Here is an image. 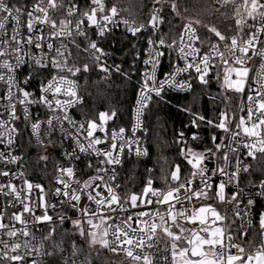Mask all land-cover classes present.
Wrapping results in <instances>:
<instances>
[{
  "label": "snow or ice",
  "instance_id": "6c2138e0",
  "mask_svg": "<svg viewBox=\"0 0 264 264\" xmlns=\"http://www.w3.org/2000/svg\"><path fill=\"white\" fill-rule=\"evenodd\" d=\"M215 3L222 8L233 6L231 19L234 26L228 28L229 34L215 25L203 24L200 19L184 15L188 9L185 8L182 13L178 0H152L153 6L146 23L122 17L121 12L126 10L116 3L109 6L106 0H87L83 7L79 0H31L30 3L27 0L24 3L20 0H0V83L4 85L0 101H6V104H0L3 109L0 111V145L8 149L7 152L0 151V163L19 164L23 160L21 155L13 154L20 135L16 122L23 118L31 137L45 148L47 145L42 136L49 137L48 144H52L51 136L59 126L65 133L60 143L63 144V139L72 142L65 153L66 158L80 161L82 156L88 157L85 168L94 173L82 178L84 169H79L82 175L77 176L78 169L73 164L57 165L55 183L58 186L46 192L42 184H34L27 179L23 170H0V177L22 180L20 186L12 179L6 184L0 183V195L6 198L0 210V264H45L40 259L42 257L53 258L48 264H58V261L77 264V258L83 251L77 241L72 240L70 255H65L64 240L55 239L57 226L66 222L71 223L74 229L72 234L78 235L90 252H98L99 249H107L114 254L123 252L135 264H264V211L258 215L256 238L248 239L249 228L253 224L250 215L254 200L248 199L244 209H241L242 191L226 194L227 185L235 181L239 188L241 171L248 173L251 168L242 160L240 148L247 150V157L253 160L258 158V153L264 157V0H215ZM165 7L176 17L187 21L181 26L179 44L169 33L160 34L166 21ZM216 11L220 12V8ZM221 15L227 18V13ZM120 24L132 37L145 30L152 33L147 38V58L142 61L145 67L136 99L135 123L131 129L133 136L142 128V118L153 102H168L166 89L191 91L193 79L206 86L209 84L208 77L217 65L220 70L216 72V78L222 80V90L240 98L238 108L243 113L237 115L236 111H232L230 115L226 107L219 112L217 122L193 111L191 107H182L180 110L191 116L192 128L198 130L204 124L227 136L219 139L213 134L211 142L214 149L195 151L191 147L181 148L191 172L188 177L182 178L181 167L176 165L170 173L174 187L169 186L166 191L155 189L149 179L141 194L132 193L126 198L117 191L120 185L113 183L117 179L115 166L122 164L125 149L132 151V146L139 141L126 139V129L123 127L109 132L108 122L117 115L114 110L110 113L101 111L98 119L85 118L82 121L69 115V109L82 104L83 97L79 95L77 81L70 79L68 74L77 76L88 73L95 66L106 74L105 78L112 71L130 78L129 73L122 72L119 64L112 68L108 66L105 59L108 53L95 38L106 39ZM194 25L205 28L210 35L202 36ZM90 29L92 35H89ZM166 36H169L170 43ZM55 40H59L58 45L53 43ZM69 44L73 47L69 48ZM27 48L39 49L43 54L30 55ZM132 48H135V44ZM162 48L168 49L169 53L161 51ZM171 51L179 52V59L184 61V65L175 66L173 71L158 78L161 57ZM81 52L88 54L91 64H70L74 55L78 56ZM139 55L136 53L137 57ZM25 66L29 70L21 82L16 74ZM48 69L55 72H49L47 78L37 81V96L26 85ZM183 73L189 74V78L178 81L177 75ZM249 90L253 94H248ZM224 101L230 104L232 97L225 94ZM18 106L22 116L17 113ZM31 106H43L49 115L45 119L39 115L33 116ZM65 122L75 131L68 132L64 128ZM97 132L104 135L98 136ZM179 137L177 143H187L183 131ZM191 139H200L198 131L192 133ZM100 145L105 147H98ZM225 148L227 151H224ZM218 153L223 166L209 169L206 161L217 157ZM135 154L147 155V150L136 147ZM40 159L46 161L48 156H41ZM232 161H235L234 165ZM229 167L232 170L226 171ZM217 175L226 176L227 181L212 183ZM197 177L201 186L193 187ZM259 187L264 195V180ZM34 189L38 192L34 193ZM49 193L57 199L61 210L67 204L78 211L80 217L72 219L57 212L54 219L49 214V208L55 211L57 204L47 202L45 197ZM33 195L36 196L35 200L32 199ZM84 198L88 203L81 205ZM193 200L230 204L234 218L231 223H226L229 219L227 213L221 214L213 203H201L196 207ZM128 203L134 209L153 204L158 207L135 212L119 218V222H113L117 220L113 214L126 212L124 205ZM93 204L95 208L91 207ZM163 205H167L164 213L159 207ZM177 205L180 207L177 208ZM9 209L16 210L9 215ZM26 214L31 219H26ZM235 218L241 220L237 237L231 231L226 232V228L230 229L235 223ZM184 223L195 227L186 228ZM17 224L21 227L17 228ZM30 225L36 231H40L41 225L46 227L37 238ZM158 232L163 235L158 236ZM237 238L244 239L247 247L236 242ZM45 242H50L48 247ZM81 264H92L90 255Z\"/></svg>",
  "mask_w": 264,
  "mask_h": 264
},
{
  "label": "trees",
  "instance_id": "16d2710c",
  "mask_svg": "<svg viewBox=\"0 0 264 264\" xmlns=\"http://www.w3.org/2000/svg\"><path fill=\"white\" fill-rule=\"evenodd\" d=\"M82 6L87 3V0H79ZM116 3L122 11L121 15L130 19H135L139 22L148 20L150 10L153 6L152 0H108L107 4L110 6ZM180 11L184 13L187 8L188 12L184 13L187 17L192 19H200L203 24L215 25L222 32L228 33V28L234 26L233 6L229 5L222 8L215 0H178ZM220 8V12L216 9ZM221 13H227V18ZM164 15L166 21L162 26L164 33H169L171 37H178L181 26L186 23L185 19L176 17L167 7H165ZM171 22V23H169ZM197 27L198 33L202 36L210 35L207 30L201 26ZM231 34H234L231 33ZM169 37V36H167ZM83 44V41H80ZM108 55L105 58L108 66L112 68L119 64L122 72L129 73L130 78H126L121 73L112 71L110 75L105 78L106 74L100 72L93 66L92 70L85 73L80 82V94L83 97V103L79 104L76 113L81 119L97 118L101 111L111 112L116 111V117L111 120L115 126H121L128 123L130 105L135 97L138 76L134 72L133 66L134 52L138 44L137 39L131 37L126 32L111 33L106 39H101L99 42ZM135 44V48L132 45ZM79 58L82 62L91 64L86 53L81 52ZM220 70V69H218ZM217 70V71H218ZM216 71V72H217ZM216 72H213L209 79L208 85H201L198 82L194 83L191 91L185 94L166 95L167 103L153 102L145 111L144 122L148 128V148L149 154L145 159L127 160L123 163L119 172V179L122 182L123 192L129 195L138 190L144 180L146 173V166L148 164L154 167L153 176L154 183L157 187L164 188L170 185L169 175L175 164L180 165L181 175L187 177L190 173L191 167L187 164L186 159L181 154V148L191 147L195 151H203L206 148H213L211 136L216 134L219 139L223 137V132L202 124L197 130L190 126L191 116L188 113L181 111L182 107H191L193 111L199 112L208 119H215L218 122V114L226 107L231 115L235 111L239 97L234 93H224L221 89V81L216 78ZM232 97V102L226 104L224 95ZM210 97H215L211 99ZM183 131L187 143H177L180 139L179 133ZM200 139L193 141L191 135L197 132ZM22 151L26 155L28 174L32 179L43 180L44 174L50 170V165L41 160L42 151L32 144L28 135L23 134ZM256 160H251V171L242 176V182H261L264 180V157L257 155ZM217 157L206 161L207 167L213 169L220 166L222 159ZM45 164V165H44ZM264 211V195L255 203V220L253 227L249 233L248 239H255L258 231V215ZM232 221V219H231ZM58 231L55 239L64 240L65 255H70L71 242L76 240L83 251L77 258V264L86 256L90 255L92 264H128L130 258L122 254H114L107 249H99V251H91L87 248L86 243L74 233L71 223H65L62 226H57ZM233 232L236 233V222L231 226ZM65 233L71 235H65ZM50 242H46L48 247ZM245 246L247 247L246 241ZM45 264H48L53 258H41ZM62 264V261H58Z\"/></svg>",
  "mask_w": 264,
  "mask_h": 264
},
{
  "label": "built area",
  "instance_id": "2783aa9c",
  "mask_svg": "<svg viewBox=\"0 0 264 264\" xmlns=\"http://www.w3.org/2000/svg\"><path fill=\"white\" fill-rule=\"evenodd\" d=\"M107 1L108 0H106V3H107ZM13 2H15V0H13ZM20 2L24 3L25 0H20ZM27 2L30 3L31 0H27ZM79 3H80V5L82 4V2H79ZM122 17L127 18L125 16H122ZM146 22L147 21H144V22L137 21V23H146ZM47 31H48V29H47V27H45V32H47ZM114 32H126L125 26L123 24H120L119 27H116V28L113 29L112 33H114ZM180 32H181V28L179 30V33ZM179 33H178V37L176 38L177 39V44H179ZM92 34H93L92 30L90 29L89 30V35H92ZM127 34H129V33H127ZM160 34H165L162 31V29H161V33ZM150 35H152L151 31L150 30H145L142 34H138L137 37H135L137 39V41H138V44H137V46L135 48V52H134L133 66L135 67V71L134 72L138 76V86H137V91H136L135 97L133 99V102L130 105V111H129L130 113H129L128 123H126L124 125H121V126H115L114 124L111 123V121H109L108 125H107V127L109 129V132H111V130H113V129L118 131L119 128L123 127V128L126 129V132H125L126 139H135V140L139 141L138 144H135V145L132 146V151H129L127 148L125 149V153L122 154V164L115 166L116 167V173H117V179L113 183L120 185V188L117 191L119 192L121 197H124V198H126L129 195H131L132 193H136L138 195L141 194L143 188L145 186H147V181L149 179L152 180V182H153L152 183V187L155 188V189H160V190L166 191L169 186H173V187L175 186V184L171 181V176L169 175L170 185L167 186V187H164V188L157 187L155 185V183H154V176H153V173H152L154 171V167L152 165H150V164H148L146 166V173L144 175V180H143L142 185L138 188V190L132 192L129 195H125L124 194L122 182L119 179L120 168H121V166L123 165V163L125 161H127V160L145 159V158H147V156L149 154V148H148V133H149V131H148L147 126L145 125L144 117L142 118V128L137 130V132L135 133L134 136L132 134L131 129H132L133 124L135 123L136 99H137V95H138L139 85H140V83L142 81V72H143L144 67H145L143 65L142 61H143V59L147 58V47H148L147 46V38ZM95 38L98 40V42H100L101 39L99 37H95ZM79 39L80 38H78V40ZM165 39L168 40L169 43L171 42L169 37L166 36ZM53 43L58 45L59 44V40H55V41H53ZM65 43H67V41H65ZM68 46H69V48L73 47L71 44H69ZM196 46L199 47L200 46L199 43H197ZM26 50L29 52L30 55H33V56H40V55L43 54L41 52V50L35 49V48H27ZM45 51H46V49H45ZM161 51H165L166 53H169V50L166 49V48H162ZM136 53H140V55L137 57ZM86 55L88 56L87 53H86ZM26 59H27V57H26ZM72 62H75L77 66H82V64L85 63V62H82L80 60L79 55L78 56L74 55L73 59L70 60V64ZM183 65H184V61L182 59H179V52L178 51H171L170 54H166L165 56L161 57V65L157 69V77L158 78H162V75H166L169 72L173 71V68L175 66L182 67ZM218 69H220L219 65H217V68L213 69L212 73L216 72ZM28 70L29 69H28L27 66L20 68L18 70L17 74H16L17 75V79L20 80L21 82H23L24 77L27 74ZM49 72H53L54 73L55 70H53V69L44 70L43 71V75L37 76V79L32 80L28 85H26L28 90L33 92L34 94H36L38 96L39 95V91H38L39 90V83L37 81L38 80H44L45 78H47L48 75H49ZM212 73L210 74V76L212 75ZM84 74L85 73H80V74H77V76H71L70 74H68L70 79H74V80L77 81L79 95H81L80 94V82H81V78H82V76ZM193 76H194V74H193ZM187 78H189V74H187V73H183V74L177 75V80L178 81L185 80ZM196 82L197 81L195 79L192 80L193 85ZM252 87L254 88L255 85L253 84ZM3 90H4V85L2 83H0V92H2ZM187 92H189V91H187ZM187 92H181V91H177L175 89H166V95L185 94ZM248 94H253V93H252L251 90H249ZM63 98L64 97H61V99H63ZM239 103H240V98L238 99L237 106H236V109H235L237 115L243 114V113L239 112V108H238ZM0 104H6V101H0ZM78 105H76V107H74V108L69 109V115L72 116V118L77 120V121H82L84 119L79 118L77 116V113H76V109H77ZM31 110H32L33 116L39 115V117L41 119H45L49 115L47 109L44 108L43 106H31ZM0 111H3V109L0 108ZM17 113H18V115L22 116V113L20 112L19 106L17 107ZM94 119H98V116H97V118H94ZM16 125L20 129V135L17 137L16 145L14 146V149H13V154L21 155L23 157V160L19 164L5 165L3 163H0V170H11L12 172H19L20 170H23L25 172V174H26L27 179L32 181L34 184H42L44 186L46 192H49V189L54 190L55 187L58 186L55 183V177L57 175V171H56L57 165L69 164V163L73 164L78 169L77 176H81L82 175L81 172L79 171V169H84V175H83L82 178H87V175H93L94 174L91 170H88L87 168H85V162L88 159V157L82 156V159L80 161H74V160L70 161L69 159L66 158L65 153L67 151H69L70 145H71L72 142L67 140V139H63V144L60 143V141L64 137L65 133L60 130L59 126H57L55 133L51 136V140L53 142L52 144H48L49 137L42 136V139L44 140V143L47 145V147L45 148V147H42L40 144H38L34 137H31L30 129L25 126V122H24L23 118H21L20 121H17ZM46 127L47 126L45 125L44 128L46 129ZM64 128L68 132H74L75 131V129L72 128L71 126H69L67 124V122H65ZM23 134L28 135V137L30 138L32 144H34V146H36L38 149H40L42 151V156H45V155L48 156V160H46V161L44 160L45 161L44 163H46L47 165H50V170L46 174L43 175L42 178H45V179H43L41 181L32 179L30 177V175L27 173L28 170H27L26 167H27V163L28 162H27L25 153L22 151ZM96 135L103 136L104 134L100 133V132H97ZM225 136H227V134L224 133V135H223V137L221 139H224ZM225 143H227V141H225ZM98 147L103 148L105 146L104 145H100ZM136 147H140L142 150L146 149L147 150V155L136 156V154H135V148ZM0 151L7 152L8 149H6L4 145H0ZM224 151H227V149L225 148ZM246 151L247 150H245L243 148H240L239 149V154L241 155V158L244 161V163L250 165V161L252 159L250 157H247ZM230 156H231V154H230ZM223 163L224 162L221 161L220 166H223ZM232 164L234 165L235 161H232ZM176 165L177 164H175L174 167ZM174 167H173V169H174ZM242 167H243V165H241V168ZM231 170H232L231 167L226 169V171H231ZM250 171H251V168H250ZM190 172H191V170H190ZM245 174H247V173L241 171L240 179H239V188H237V183L235 181L232 182L231 184L227 185L226 194H230L231 192H235V191H238V190L242 191V195L240 197V199L243 201V203H241V205H240L241 209H244L248 199L254 200V205L252 207L251 215H250V219L253 221V224H254V220H255V214H254L255 203H256L257 200H259L261 198L262 189L259 187L260 182L243 183L242 182V176L245 175ZM189 175H190V173H189ZM10 179H12V181L15 184H17L18 186H20L22 184V180L21 179H13L12 177H0V183H5L6 184ZM105 179H107V177H105ZM222 180L223 181H227V177L226 176L217 175V176L213 177V180L211 182L214 183V184H218ZM200 186H201L200 185V180H199V177H197L193 187H200ZM33 191H34V193L38 192V190H36V189H34ZM181 195H183V193H181ZM210 195H211V193H210ZM5 199L6 198L3 195H0V210H2L3 207H4ZM32 199L35 200L36 196L33 195ZM45 199L47 200V202L49 204H52V203H56L57 204V208H56L55 211H53L51 208H49V214L52 215L54 219L56 218L57 212H61L62 214H66L68 217H71L72 219H76V218L80 217V213L78 211L72 209L71 207H69L67 204L64 205L63 209L61 210V206L59 205L57 199L54 196H51L50 193L45 197ZM153 199H155V198H153ZM86 203H88L86 198L82 199L81 205L86 204ZM201 203H213L218 208V210L221 212V214L227 213L229 219H228V221H226V223H231V219L234 218L233 214H232V205H230V204H218L215 200H209V201H196V200H193V204L196 207H199ZM124 206L127 209V211L126 212L114 213L113 215L117 216V220H115L113 222H119V218H123V217H125V216H127L129 214H132V213H135V212H139V211L155 210L158 207L157 205L153 204V205H145V206H143L141 208H135L134 209V208L131 207L130 203L125 204ZM17 207H19V205H17ZM91 207L95 208V205L93 204V205H91ZM159 207H160V211L162 213H164L166 211V209H167V205H163V206H159ZM179 207H180V205H177V208H179ZM15 210L16 209H9V215L11 214L12 211H15ZM37 214H40V213L38 212ZM25 218L26 219H31V217L28 216L27 214H26ZM144 219H148V217H145ZM245 219H248V218H245ZM181 220H182V218H181ZM5 222H7V220ZM157 222H159V221L157 220ZM235 222H236V227H237L236 233L233 232L232 228H230V229L226 228V232L227 231H231L232 235L234 237H237L238 236V228H239V225L241 223V220L239 218H235ZM66 223H69V222H66ZM253 224L249 228V233H250V231H251V229L253 227ZM183 226L186 227V228L195 227L194 225L187 224V223H184ZM16 227L19 228V227H21V225L17 224ZM29 227H30L31 230L35 231V235L37 236V238H39L41 236L42 232L44 231L46 226L45 225H41L40 226V231H36L34 228H32L31 225ZM173 230L175 231L176 229H173ZM162 235H163L162 233L158 232V236H162ZM5 239H7V238L5 237ZM20 239H23V237H20ZM236 242L241 243V244H245V240L244 239L237 238ZM45 244H46V242H45ZM161 247H163L162 244H161ZM148 251L155 252L156 250L155 249H148ZM233 251H235V250H233ZM119 254L124 255L123 252H121ZM5 264H7V262H5ZM128 264H135V262L130 259Z\"/></svg>",
  "mask_w": 264,
  "mask_h": 264
},
{
  "label": "rangeland",
  "instance_id": "374dc122",
  "mask_svg": "<svg viewBox=\"0 0 264 264\" xmlns=\"http://www.w3.org/2000/svg\"><path fill=\"white\" fill-rule=\"evenodd\" d=\"M250 23H251V21H249ZM222 83V82H221ZM221 89H222V87H221ZM224 135V134H223ZM127 263V262H126ZM126 263H124V264H126Z\"/></svg>",
  "mask_w": 264,
  "mask_h": 264
}]
</instances>
